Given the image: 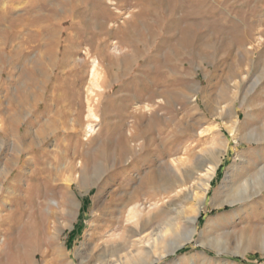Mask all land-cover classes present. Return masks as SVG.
I'll return each instance as SVG.
<instances>
[{
    "label": "rangeland",
    "instance_id": "rangeland-1",
    "mask_svg": "<svg viewBox=\"0 0 264 264\" xmlns=\"http://www.w3.org/2000/svg\"><path fill=\"white\" fill-rule=\"evenodd\" d=\"M91 55L105 88L90 98L98 120L87 116ZM36 58L48 77L38 69L32 82ZM35 85L38 103L18 105L20 89L25 96ZM15 116L22 122L10 134ZM36 159L47 161L53 186L36 188L31 210L19 213L25 181L17 176L21 166L33 172ZM198 159L200 196L204 168L219 163L198 232L154 264H264V185L254 189L264 177V0H0V264H80L76 249L94 237L99 255L123 249L132 228L125 191L153 218L144 234L166 221L184 232L197 205L159 179ZM84 173L80 190L71 179ZM241 180L251 199L213 207L223 182ZM64 198L63 215L48 201ZM55 220L66 226L54 230Z\"/></svg>",
    "mask_w": 264,
    "mask_h": 264
},
{
    "label": "bare ground",
    "instance_id": "bare-ground-1",
    "mask_svg": "<svg viewBox=\"0 0 264 264\" xmlns=\"http://www.w3.org/2000/svg\"><path fill=\"white\" fill-rule=\"evenodd\" d=\"M109 1L112 2L113 0H109ZM50 5H52V3H50ZM14 6H15V4H14ZM61 6L62 5H60V7ZM64 6H65V4H64ZM47 16H49V15H47ZM44 29H45L46 32H49V33L52 32L50 27H48V26H45ZM36 33L39 34L40 31L36 30ZM4 50H5L4 52L6 53V51H7L6 47H5ZM89 53L90 52L88 51L87 54H89ZM101 63L102 62H100V59H99L98 56L97 57H93L91 74H90L91 76H90V80H89V85L87 87V92H88L87 101L89 100L88 102H90V98H93V96L95 94H98V93L100 94L105 89L103 87L102 82H101V78H102ZM41 64H42L41 61H39L37 58L34 60V62H32V68L34 70V72L31 75L32 82L35 79L38 80V75L39 74L42 75V77H45V78L48 77V74L46 73V71H44L45 69L41 68V66H42ZM38 69L41 70V73H39L40 71ZM26 89H23V88L20 89V96H19V98L17 100L18 101V105L22 106L23 103H25L24 99H27L29 101H33V103H36L38 101V97L39 96L37 97L38 94L35 95V91L39 90V86L35 85L34 87H30L29 91L25 92L26 95L24 96L23 93H24V91ZM41 96H42V94H41ZM22 111H24V110L21 109L20 114L22 113ZM87 116L89 118L94 119V120H98L99 119L97 113L95 112L94 108L92 107L91 102L89 104ZM20 122H22V120L21 119L19 120V117H17V116L13 117V120H12L11 123H13L14 125L9 127V130L11 132L10 134H15L16 133L15 130H17V129H15V128L18 126V124ZM235 122H237V121H235ZM43 130H42V132L39 133V136L44 133ZM95 130H96V128H95L94 122L93 121L89 122V124H88V132L92 134V133L95 132ZM232 131H233V129H232ZM27 137H28V133L25 132L23 134V138H27ZM37 138H35V140L33 141L31 146L29 145L30 147L34 148L36 146L35 142H36ZM31 142H32V140H31ZM36 160L39 161L38 159H36ZM43 160L39 161L35 165H34L35 160L33 161L34 163L31 162V164L34 165V167H32V165H31V167L33 168V170H32L33 172H30V173L26 174L27 172H25L24 166H21V168L19 170V173H20L21 176H17L16 175L17 178L19 177V181H20V178H23V177H24V181H25V182H23V185H25V186L20 185V190L18 189L21 192V195L19 196V199H18L19 200V204H18V207H17V211L19 213H27V212H29L31 210V207H32L31 205L34 204V200H35V199L33 200L32 196H34L33 192H34V190H36V188H38L39 186H43V187H47V188H49L50 186H53L51 184L52 182L49 184V182L51 180V178L49 176V172H48L49 171V165L46 163L47 161H43ZM28 162H29V160H28ZM201 162H202L201 159L195 160L194 162H191L188 167H185L184 170H181V171L180 170H175L173 168L172 169L173 170V177L164 178V180H163L162 177L159 179V186H158L159 188L173 189V191L175 192L176 196H178L182 200H185L186 202L188 200H190V201L194 200L195 201V203L197 205V213L198 214L185 216L184 223L189 226V228L187 230H185L184 232H181V231H179L180 228L177 227V225H176L177 223L176 224H172L170 221H166L165 224H164L165 226L161 225L158 228L153 229L152 232H150L148 234L147 233L144 234L147 231V229H150L149 227H151L150 225H152L151 223L153 221V218L146 216L145 206H144L143 203H141L138 200V197H139L138 194L137 195L134 194V193L132 194V193H129L128 191H125V193L121 192L120 198L122 200L121 203L123 204L122 208L125 209V221H124V223L126 225L132 227L131 228V235L129 237V241H128L126 247H123V249H114L107 255H102V254L99 255V254L96 253L97 252V248H99L98 247L99 245L97 244V241H95V237L93 238L94 241L93 240L92 241H90V240L88 241V239L83 240L81 242V247L83 248V250L80 249V247H78L76 249V251H75L77 256L81 257L80 258L81 259V263L80 264H154L155 262H157L161 258H163L166 254H169V255L171 253L174 254L176 251H178V249L182 248L185 244L194 241L195 235L198 232V228H197V226H198V218H199V215H200V213L203 210L204 205H205L206 193L209 190V186H210L211 180H212V178H213V176H214V174L216 172L217 166L219 165V163H216V164L208 165L206 168H204L205 169V173H203V175H201L199 177V181L201 182L200 183L201 190H203V194H202V196H200L197 192L194 191V182H195L196 178L198 179V177H194V172H195L194 169ZM26 164H27V161H26ZM57 164H58V162H57ZM58 166H59V164L57 165V167L55 166V169L57 170V172H58V169L60 170V168ZM72 166L73 165H71L70 167L73 168ZM175 168H177V167H175ZM61 169H62V167H61ZM30 171H31V168H30ZM55 173H56V171H55ZM263 179H264V177L262 175L257 179V181L255 179L256 183L254 185L255 186L254 189H255L256 192H258L259 190L261 191V189H262V187L264 185V180ZM141 180H142V178H141ZM87 181H88V179H87V175H85V173H84V175H82V177L80 175L76 174V176L72 177L71 184L72 183L78 184V187L81 190V189H84V188H86L88 186V182ZM161 182H163L162 185L160 184ZM123 185H124V182H123ZM173 186H175V188H171ZM196 186H198V185H196ZM180 187H185L186 188L185 191L182 192L181 189H179ZM66 188H67V186H66ZM197 188H199V186ZM250 188L251 187H250V183H249L248 180H245V181L241 180L239 182L236 181V182H229V183L225 181V182H223V184L220 186V188L215 193V197L213 199L212 205H213V207H222V206H225L227 204L235 205L236 203H238L240 201H243V200H245L247 198H250V197H252L255 194V193H253V191L250 190ZM123 189H124V187H123ZM117 190L115 192H117ZM138 190H140V188ZM136 191H137V189H136ZM70 193H72V190L67 192V194H70ZM119 195H118V197H119ZM70 197L71 196L69 195V199H70ZM106 200H111L109 195L107 196ZM48 203L50 205L56 207V209L58 211H60L63 215L68 210V206H70L67 198H64L63 201H61V202H59V201H57L55 199H50L48 201ZM171 211L173 213H175L176 216H178V214H181V213L185 212V209H178L177 207L173 206V208H171ZM163 214H164V212H163ZM14 215H15V213H14ZM179 217H181V215ZM173 219L175 220V216H174ZM6 220L4 218L3 221H6ZM9 221H10V219H9ZM174 222H176V221H174ZM56 223L59 224L58 225L59 227L66 226V222H60V221L56 222V220H55L54 230H56V228H57V226H56L57 224ZM1 226H3V225H1ZM129 232H130V230H129ZM52 236H53V234H51V237ZM134 237H136V238L134 239ZM199 242L202 245H204L205 239L203 238ZM161 249H162V251L159 252V250H161ZM218 253H220V251H218ZM33 261H34V263H38L40 261V259L38 258V256L36 254L33 256Z\"/></svg>",
    "mask_w": 264,
    "mask_h": 264
}]
</instances>
